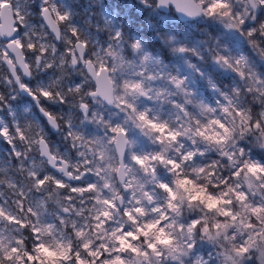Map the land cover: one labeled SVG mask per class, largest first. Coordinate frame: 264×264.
<instances>
[{
  "label": "clouds",
  "instance_id": "9594fccd",
  "mask_svg": "<svg viewBox=\"0 0 264 264\" xmlns=\"http://www.w3.org/2000/svg\"><path fill=\"white\" fill-rule=\"evenodd\" d=\"M0 264H264V0H0Z\"/></svg>",
  "mask_w": 264,
  "mask_h": 264
}]
</instances>
